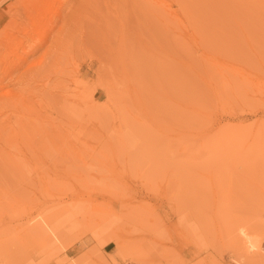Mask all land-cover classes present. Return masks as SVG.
Returning a JSON list of instances; mask_svg holds the SVG:
<instances>
[{"label": "rangeland", "instance_id": "374dc122", "mask_svg": "<svg viewBox=\"0 0 264 264\" xmlns=\"http://www.w3.org/2000/svg\"><path fill=\"white\" fill-rule=\"evenodd\" d=\"M2 45L0 264H264V0H0Z\"/></svg>", "mask_w": 264, "mask_h": 264}, {"label": "bare ground", "instance_id": "6f19581e", "mask_svg": "<svg viewBox=\"0 0 264 264\" xmlns=\"http://www.w3.org/2000/svg\"><path fill=\"white\" fill-rule=\"evenodd\" d=\"M30 39H32L31 38V36H30ZM44 39V38H43ZM43 39H41L40 40V43H41V41H44ZM43 43V42H42ZM41 43V44H42ZM11 44V43H10ZM22 44V43H21ZM41 44H39V46L41 45ZM44 44V43H43ZM42 44V45H43ZM8 45V44H7ZM35 45V44H34ZM3 46V45H2ZM1 46V47H2ZM5 46V45H4ZM0 47V60H2L3 62H4V56L6 57L7 55H4L3 56V54H5V53H3L2 54V52L4 51L5 52V47ZM12 46V45H11ZM14 46H16V45H14ZM17 46H19L20 47V45H17ZM16 46V47H17ZM22 46V45H21ZM7 47V46H6ZM16 47H15V49H16ZM18 49V48H17ZM20 49V48H19ZM22 49V48H21ZM35 49H36V47H34L33 48V46H32V49L30 50V48H29V51H30V53H32L33 51H35ZM8 50V49H7ZM14 50V49H13ZM23 50V49H22ZM26 50H28V49H26ZM10 51V53H11V50H9ZM24 51H25V49H24ZM24 51H22V52H24ZM15 52V51H14ZM13 51H12V53L11 54H13L14 53ZM18 52V51H17ZM29 53V54H30ZM15 54H16V52H15ZM22 54V53H21ZM23 54H25V56H27V54L28 53H23ZM28 54V55H29ZM14 56V55H13ZM16 56H17V54H16ZM20 56H22V55H20ZM19 55L16 57L17 59H16V62H15V60H14V62H13V64H14V69L15 68H17L18 69V67L20 66V63H21V61H23L24 60V58H25V56H22V57H20ZM20 57V58H19ZM6 59H7V57H6ZM8 60V59H7ZM3 65V64H2ZM1 65V66H2ZM0 66V67H1ZM10 66V65H9ZM7 68V67H6ZM10 71H7L6 73H4V75L6 76L8 73H9ZM3 75V74H2ZM1 75V76H2ZM1 78V80H2V83H3V77H0ZM5 78V77H4ZM18 80H20V78H17ZM17 81V80H16ZM1 85V84H0ZM3 87V86H2ZM16 96V95H15ZM18 96V95H17ZM5 97V96H4ZM24 99L25 98H23V100H22V97H14V98H12V99H10V100H8V101H6V103L5 104H8L9 105V109L11 108H13V106L15 107V110L17 111V109L18 108H23V109H26L27 108V103L24 101ZM0 104H4V103H0ZM5 104L3 105V106H5ZM10 106H12V107H10ZM8 107V106H7ZM6 106L4 107V109L5 108H7ZM28 109V108H27ZM26 109V110H27ZM33 109H34V107H32V111H33ZM13 110V109H12ZM19 110V109H18ZM30 110V109H29ZM14 111V110H13ZM20 111V110H19ZM19 111H17V112H19ZM24 111V110H23ZM15 112V111H14ZM13 114V113H12ZM15 115V114H14ZM18 116H19V113H18ZM27 116H28V113H27ZM32 116V115H31ZM35 116H36V114H35ZM33 117L34 116H32V119H33ZM30 119H31V117H29ZM34 118H36V117H34ZM17 118H15V120H16ZM29 119V120H30ZM31 119V120H32ZM16 127L18 128V129H13L12 130V133H11V136L12 137H17V138H20L21 139V141H23L24 143H25V145L26 144H29L31 141H32V139L34 138V134H31V131L29 130V126L28 125H26V123L24 124V123H22V122H20V119L18 120V122H16ZM32 129H36V128H32ZM38 130V129H37ZM39 131V130H38ZM0 134H1V136H2V134H3V130L1 131V129H0ZM40 132V131H39ZM40 134H41V132H40ZM43 134H44V132H43ZM42 135V134H41ZM10 138H8V140H9ZM46 140H47V142L49 141V135L47 134V133H45L44 134V136H43V138L40 140V143L38 144V149H41L40 148V146L42 145L44 148V150H45V147H48V145L46 146ZM56 143H52V147H56ZM2 153H4V150H2V149H0V154H2ZM21 159H25V157L23 156ZM26 160V159H25ZM7 194L8 193H3V195H2V197L3 196H7ZM7 202V201H6ZM10 204V202H7L6 204ZM8 204V205H9ZM11 205V204H10ZM242 233V232H241ZM242 237H243V235H242ZM246 240V239H245ZM256 260H258L257 258H256ZM256 260H254V259H251V262H252V264H262L261 262H258V261H256Z\"/></svg>", "mask_w": 264, "mask_h": 264}]
</instances>
